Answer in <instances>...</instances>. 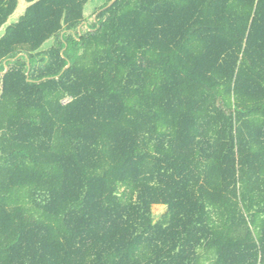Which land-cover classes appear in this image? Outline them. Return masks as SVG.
Instances as JSON below:
<instances>
[{
    "label": "trees",
    "instance_id": "1",
    "mask_svg": "<svg viewBox=\"0 0 264 264\" xmlns=\"http://www.w3.org/2000/svg\"><path fill=\"white\" fill-rule=\"evenodd\" d=\"M112 1L0 0V264H264V0Z\"/></svg>",
    "mask_w": 264,
    "mask_h": 264
},
{
    "label": "rangeland",
    "instance_id": "2",
    "mask_svg": "<svg viewBox=\"0 0 264 264\" xmlns=\"http://www.w3.org/2000/svg\"><path fill=\"white\" fill-rule=\"evenodd\" d=\"M106 0H90V2L88 3V5L86 6V9H85V15L86 16H89L90 14H92L95 9H97L98 7H100L101 5H103V3L105 2ZM23 8H24V4L21 2L20 3V6L18 8V11L16 12V14H14V16H12L9 20V23H12L14 22L17 17L19 16L20 13H22L23 11ZM4 30H2L1 32H3ZM47 45V44H46ZM153 212L154 214H159L162 212V207H154L153 208Z\"/></svg>",
    "mask_w": 264,
    "mask_h": 264
},
{
    "label": "water",
    "instance_id": "3",
    "mask_svg": "<svg viewBox=\"0 0 264 264\" xmlns=\"http://www.w3.org/2000/svg\"><path fill=\"white\" fill-rule=\"evenodd\" d=\"M114 1H115V0H113L108 6H110ZM108 6H107V7H108ZM6 72H7V67H5L4 72H2V74H5Z\"/></svg>",
    "mask_w": 264,
    "mask_h": 264
}]
</instances>
